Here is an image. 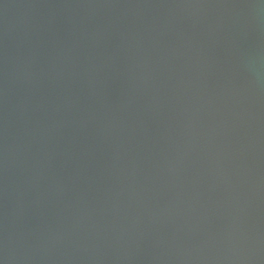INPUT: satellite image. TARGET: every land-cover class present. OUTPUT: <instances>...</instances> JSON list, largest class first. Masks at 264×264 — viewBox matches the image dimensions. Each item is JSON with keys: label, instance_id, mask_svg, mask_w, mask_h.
Here are the masks:
<instances>
[{"label": "water", "instance_id": "1", "mask_svg": "<svg viewBox=\"0 0 264 264\" xmlns=\"http://www.w3.org/2000/svg\"><path fill=\"white\" fill-rule=\"evenodd\" d=\"M0 264H264V0H0Z\"/></svg>", "mask_w": 264, "mask_h": 264}]
</instances>
